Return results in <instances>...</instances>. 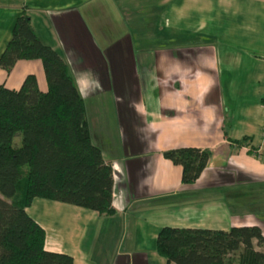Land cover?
I'll list each match as a JSON object with an SVG mask.
<instances>
[{
  "label": "crops",
  "instance_id": "crops-1",
  "mask_svg": "<svg viewBox=\"0 0 264 264\" xmlns=\"http://www.w3.org/2000/svg\"><path fill=\"white\" fill-rule=\"evenodd\" d=\"M24 13L84 99L119 96L116 128L103 115L89 127L112 168L114 213L34 199L26 212L45 250L73 264H166L155 249L163 227L264 236V0H0V55ZM28 75L47 90L40 60L0 69V85L18 90ZM181 147L210 151L192 185L162 156Z\"/></svg>",
  "mask_w": 264,
  "mask_h": 264
},
{
  "label": "trees",
  "instance_id": "trees-1",
  "mask_svg": "<svg viewBox=\"0 0 264 264\" xmlns=\"http://www.w3.org/2000/svg\"><path fill=\"white\" fill-rule=\"evenodd\" d=\"M19 60H40L47 90H39L33 75L18 90L0 85V264H73L69 255L45 250V232L26 209L39 198L110 216L112 168L91 141L85 103L67 63L38 39L25 13L0 55V69L9 73ZM17 133L21 144L14 146ZM248 153L260 156L254 148ZM162 156L181 168L182 184L192 185L210 151L181 147ZM263 244L257 226L163 227L155 249L166 264H264L255 248Z\"/></svg>",
  "mask_w": 264,
  "mask_h": 264
},
{
  "label": "rangeland",
  "instance_id": "rangeland-1",
  "mask_svg": "<svg viewBox=\"0 0 264 264\" xmlns=\"http://www.w3.org/2000/svg\"><path fill=\"white\" fill-rule=\"evenodd\" d=\"M60 55L63 57L62 54H60ZM64 60L67 63L65 58H64ZM67 65H68V63H67ZM69 71H70V69H69ZM70 74H71V72H70ZM78 90H79V88H78ZM79 93H80L82 99L85 101L86 119H87L89 127H91L92 133H94L97 130V123H98L97 122V116H99V115L100 116L103 115V117L100 118V122L102 120H104L103 123H105V126H107L110 129L116 128V126L112 123V121L114 122L113 118L116 115V106H117V105H115L114 99L116 97L119 98V96H117L114 92H110V93L105 94V95L99 94L98 96H93L90 99L89 98L84 99L80 91H79ZM101 101H103L104 103H102ZM93 142H95V141H93ZM20 144H21V134L17 133L14 137L13 145L19 146Z\"/></svg>",
  "mask_w": 264,
  "mask_h": 264
},
{
  "label": "built area",
  "instance_id": "built-area-1",
  "mask_svg": "<svg viewBox=\"0 0 264 264\" xmlns=\"http://www.w3.org/2000/svg\"><path fill=\"white\" fill-rule=\"evenodd\" d=\"M262 104H263V106H264V94H263ZM260 146H261V148L264 147V123H263L262 131H261V142H260ZM261 148H259V150H260ZM259 150H258V151H259Z\"/></svg>",
  "mask_w": 264,
  "mask_h": 264
}]
</instances>
